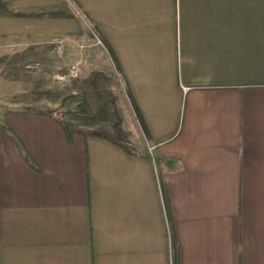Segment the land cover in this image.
<instances>
[{
	"label": "crops",
	"instance_id": "1",
	"mask_svg": "<svg viewBox=\"0 0 264 264\" xmlns=\"http://www.w3.org/2000/svg\"><path fill=\"white\" fill-rule=\"evenodd\" d=\"M71 2L0 0V60L79 35L76 6L117 69L73 76L70 130L4 114L0 264H264V0ZM109 76L117 111L97 98Z\"/></svg>",
	"mask_w": 264,
	"mask_h": 264
},
{
	"label": "rangeland",
	"instance_id": "2",
	"mask_svg": "<svg viewBox=\"0 0 264 264\" xmlns=\"http://www.w3.org/2000/svg\"><path fill=\"white\" fill-rule=\"evenodd\" d=\"M66 1L73 6L71 0ZM75 8L82 29L79 35L69 33L55 38H32L24 42L27 44L23 45L25 50L11 52L8 56L6 53L1 57V123L7 125L6 120H3V116L9 110H28L32 108L53 114L58 122L67 130H70L72 89L77 85L76 81L78 80H73L70 72L85 73L89 69L92 71L97 70L103 72L106 79L108 73L117 70L116 64L110 56L109 48L101 35L81 12L78 13L76 6ZM60 77H64V79ZM109 79L108 83L104 85L103 95L98 93L97 98L101 101L105 95L104 102L106 103L108 99L110 102L112 101L110 106H113V109L117 111L118 107H123L124 103L123 99L122 103L118 99L120 93L117 92L120 89L119 92L125 97V87L121 85L117 89L115 81H112L111 77ZM112 82H114V85ZM117 99L118 101H116ZM104 102L100 103L104 104ZM132 105L133 103H130V97L128 96L127 108L129 111L127 117L124 119L123 116V120H120L122 125L125 123L123 127L130 137L135 132V122L139 124L138 113ZM3 124L2 126H4ZM113 124L111 126L106 125L101 129L102 132L122 140L129 148L134 149L133 142L128 141L121 131L113 127ZM69 135H71V132H69ZM15 137L19 141V137Z\"/></svg>",
	"mask_w": 264,
	"mask_h": 264
},
{
	"label": "built area",
	"instance_id": "3",
	"mask_svg": "<svg viewBox=\"0 0 264 264\" xmlns=\"http://www.w3.org/2000/svg\"><path fill=\"white\" fill-rule=\"evenodd\" d=\"M77 71H71L70 72V75L71 76H77ZM60 78H63L64 79V77H60ZM155 148H156V145L155 144H153V143H147V151H148V153H150V155H152V154H154V152H155Z\"/></svg>",
	"mask_w": 264,
	"mask_h": 264
},
{
	"label": "trees",
	"instance_id": "4",
	"mask_svg": "<svg viewBox=\"0 0 264 264\" xmlns=\"http://www.w3.org/2000/svg\"><path fill=\"white\" fill-rule=\"evenodd\" d=\"M137 111V110H136ZM6 132V131H5ZM13 140H15V142H17L18 143V140H17V138L15 137V135L13 134V132L12 131H7L6 132ZM22 151H24L23 149H21ZM142 155L143 156H145V157H147V158H150V155L148 154V152H144V153H142ZM24 158L26 159V160H28V156L26 155V154H24Z\"/></svg>",
	"mask_w": 264,
	"mask_h": 264
}]
</instances>
